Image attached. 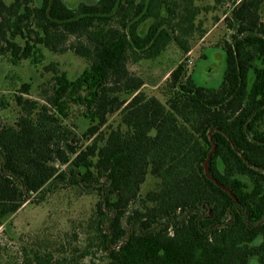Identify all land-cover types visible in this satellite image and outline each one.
I'll use <instances>...</instances> for the list:
<instances>
[{
  "label": "trees",
  "instance_id": "obj_1",
  "mask_svg": "<svg viewBox=\"0 0 264 264\" xmlns=\"http://www.w3.org/2000/svg\"><path fill=\"white\" fill-rule=\"evenodd\" d=\"M208 1L232 8L220 85H199L181 61L163 99L146 91L130 64L172 44L188 55L207 32L198 16ZM263 4L0 0V57L38 67L46 53L72 52L87 63L75 77L43 65L42 100L24 83L15 120L0 125V228L59 190L98 197L81 246L24 250L22 264H264Z\"/></svg>",
  "mask_w": 264,
  "mask_h": 264
},
{
  "label": "rangeland",
  "instance_id": "obj_2",
  "mask_svg": "<svg viewBox=\"0 0 264 264\" xmlns=\"http://www.w3.org/2000/svg\"><path fill=\"white\" fill-rule=\"evenodd\" d=\"M64 1L69 7L75 8L81 2L95 3L99 0ZM5 2L10 4L13 0H5ZM214 5L212 1L203 5L210 9L202 12L198 20L203 22V28L207 32L203 38L191 44L188 55L183 56L179 47L172 44L156 62L130 64V69L144 78L146 91L163 99L169 74L181 61L186 63L188 74L195 75L199 85L212 88L220 85L225 68L221 48L231 34L224 15L229 14L232 8L231 4H225L213 9ZM261 17L264 21V4L261 7ZM51 63H57L58 68L71 77L80 74L87 66L83 59L72 52L58 56L46 53L43 65ZM43 65L35 67L26 61L15 66L7 57H0V100L3 99L6 104H10L6 109L0 107V125L13 123L15 120L17 108L13 97L19 93L24 83L32 84L28 98L42 100L40 87L52 76L44 70ZM72 121L78 126V132L87 128V124L80 116L74 115ZM146 187V190L153 188L154 181L149 180ZM80 194L83 193L73 188L59 190L53 194H47L43 203L28 204L12 216L0 228V264H22L24 250H28L29 254L46 246L58 248L61 243H65L67 249L72 246H81L86 237L87 226L91 223L98 197ZM98 263L99 261L95 260V264ZM78 264H93V261L86 258Z\"/></svg>",
  "mask_w": 264,
  "mask_h": 264
},
{
  "label": "water",
  "instance_id": "obj_3",
  "mask_svg": "<svg viewBox=\"0 0 264 264\" xmlns=\"http://www.w3.org/2000/svg\"><path fill=\"white\" fill-rule=\"evenodd\" d=\"M212 153H213V152H212ZM212 153H210V155H209V159H208V161L205 163V170H206V175L208 176V178L211 179V180H213V181L218 185L217 181H216V180L210 175V169H209V166H208V163H209V160H210V158H211ZM219 186H220L222 189L228 191V192L230 193V195H231L233 198L236 199V197L234 196V194L232 193V191H231L230 189H228V188H226V187H224V186H221V185H219Z\"/></svg>",
  "mask_w": 264,
  "mask_h": 264
}]
</instances>
